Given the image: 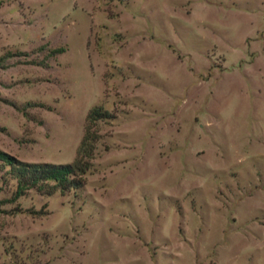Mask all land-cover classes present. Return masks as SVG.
Segmentation results:
<instances>
[{"label":"rangeland","instance_id":"rangeland-1","mask_svg":"<svg viewBox=\"0 0 264 264\" xmlns=\"http://www.w3.org/2000/svg\"><path fill=\"white\" fill-rule=\"evenodd\" d=\"M94 106L79 190L0 169V264H264V0H0V150L70 163Z\"/></svg>","mask_w":264,"mask_h":264},{"label":"trees","instance_id":"trees-1","mask_svg":"<svg viewBox=\"0 0 264 264\" xmlns=\"http://www.w3.org/2000/svg\"><path fill=\"white\" fill-rule=\"evenodd\" d=\"M61 48L50 50V56L62 53ZM112 116L100 106L90 108L84 119L83 134L70 163H26L0 150V169L5 168L8 178L14 181L11 201L15 202L29 190L46 196L54 192L64 194L79 190L84 185V176L91 169L98 136L94 125ZM41 214V212H32Z\"/></svg>","mask_w":264,"mask_h":264}]
</instances>
